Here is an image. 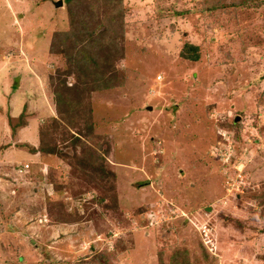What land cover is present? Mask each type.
I'll use <instances>...</instances> for the list:
<instances>
[{
  "label": "rangeland",
  "instance_id": "rangeland-1",
  "mask_svg": "<svg viewBox=\"0 0 264 264\" xmlns=\"http://www.w3.org/2000/svg\"><path fill=\"white\" fill-rule=\"evenodd\" d=\"M0 264H264V0H0Z\"/></svg>",
  "mask_w": 264,
  "mask_h": 264
},
{
  "label": "trees",
  "instance_id": "trees-1",
  "mask_svg": "<svg viewBox=\"0 0 264 264\" xmlns=\"http://www.w3.org/2000/svg\"><path fill=\"white\" fill-rule=\"evenodd\" d=\"M183 52H182V54H181V57L183 58V59H186V60H189V61H196L197 59H198V54H197V49H196V47L195 46H191L190 44H185L184 46H183ZM90 63H91V65L90 64H88L87 66H86V69L85 70H88V68L90 67V66H95V63H93L92 62V60H90ZM82 66V65H81ZM83 67V66H82ZM30 153H33V150H30ZM15 173V172H14ZM13 180V179H12ZM13 181H15V180H13ZM17 182H19L18 180H17ZM39 185V184H38ZM37 191L36 192H32L31 191V193L30 194H28V195H33V194H38V195H40L41 193H40V190L41 189H39V187H37V186H35L34 187Z\"/></svg>",
  "mask_w": 264,
  "mask_h": 264
},
{
  "label": "water",
  "instance_id": "water-1",
  "mask_svg": "<svg viewBox=\"0 0 264 264\" xmlns=\"http://www.w3.org/2000/svg\"><path fill=\"white\" fill-rule=\"evenodd\" d=\"M53 6H54L55 8L60 7V6H61V1L54 2V3H53Z\"/></svg>",
  "mask_w": 264,
  "mask_h": 264
},
{
  "label": "clouds",
  "instance_id": "clouds-1",
  "mask_svg": "<svg viewBox=\"0 0 264 264\" xmlns=\"http://www.w3.org/2000/svg\"><path fill=\"white\" fill-rule=\"evenodd\" d=\"M27 50H30V49H27Z\"/></svg>",
  "mask_w": 264,
  "mask_h": 264
}]
</instances>
